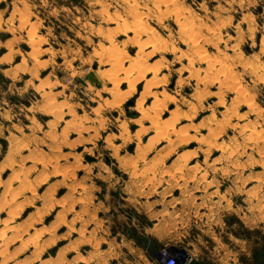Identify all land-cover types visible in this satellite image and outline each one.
Here are the masks:
<instances>
[{"label": "rangeland", "instance_id": "374dc122", "mask_svg": "<svg viewBox=\"0 0 264 264\" xmlns=\"http://www.w3.org/2000/svg\"><path fill=\"white\" fill-rule=\"evenodd\" d=\"M1 204L0 264H264V0H0Z\"/></svg>", "mask_w": 264, "mask_h": 264}, {"label": "bare ground", "instance_id": "6f19581e", "mask_svg": "<svg viewBox=\"0 0 264 264\" xmlns=\"http://www.w3.org/2000/svg\"><path fill=\"white\" fill-rule=\"evenodd\" d=\"M141 18H142V17H141ZM114 19H115V18H114ZM117 19H118V18H117ZM140 21H141V20H140ZM136 23H137V22H136ZM137 26H138V25H137ZM144 29H145V28H144ZM144 31H145V30H144ZM144 31H143V32H144ZM141 32H142V31H141ZM145 32H146V31H145ZM33 34H34V33H33ZM135 34H136V33H135ZM135 34H133V35H135ZM31 36H32V35H31ZM135 37H136V36H135ZM34 41H35V39H34ZM152 41H153V40H152ZM33 43H34V42H33ZM155 47H156V46H155ZM155 49H156V48H155ZM118 50H119V49H118ZM33 52H35V51H33ZM120 52H121V51H120ZM40 53H41V52H40ZM112 54H113V53H112ZM204 54H205V53H204ZM30 55H32L31 52H30ZM120 55H121V54H120ZM120 55H119V56H120ZM33 56H34V55H33ZM36 56H37V55H36ZM36 58H37V57H36ZM118 59H120V58H118ZM116 61H117V60H116ZM137 61H139V60H137ZM130 64H131V63H130ZM130 64H129V65H130ZM133 67H134V66H133ZM153 74H155V73H153ZM154 76H155V75H154ZM151 77H152V75H151ZM122 82H123V81H122ZM154 99H155V98H154ZM140 103H141V102H140ZM251 103H252V102H251ZM155 105H156V104L154 103V106H155ZM251 105H252V104H251ZM139 106H140V105H139ZM139 106H138V107H139ZM141 106H142V105H141ZM142 108H144V107L142 106ZM142 108H140V109H142ZM145 110H147V108H146ZM141 111H142V110H141ZM139 112H140V110H139ZM142 112H143V111H142ZM144 113H146V112H144ZM142 116H143V115H142ZM145 116H146V115H145ZM147 116H148V115H147ZM154 116H155V115H154ZM154 116H153V117H154ZM151 117H152V116H151ZM153 117H152L153 122H156V121L154 120L155 117H154V118H153ZM140 120H141V119H140ZM153 125H154V124H153ZM153 125H152V126H153ZM158 128H159V127H158ZM158 128L156 129V130H157V131H156L157 133H158ZM160 128H161V127H160ZM160 128H159V129H160ZM252 129H254V128H252ZM165 130H166V129H165ZM159 131H160V132H161V131L163 132V131H164V128H163V130H159ZM257 131H258V130H257ZM257 131H256V133H257ZM160 132H159V133H160ZM164 132H165V131H164ZM258 133H259V132H258ZM251 134H252V133H251ZM261 134H262V133H261ZM248 135H249V134H248ZM258 135H259V134H258ZM245 136H246V135H245ZM250 136L252 137V135H250ZM248 137H249V136H248ZM202 138H203V137H202ZM247 141H248V140H247ZM6 198H7V197H6ZM6 198H5V199H6ZM7 199H8V198H7ZM7 199H6V200H7ZM10 202H12V201H10ZM3 204H4V203H3ZM10 204H11V203H10ZM5 205H6V203H5ZM0 206H2V204H1ZM3 206H4V205H3ZM0 210H1V209H0ZM6 220H7V219H6ZM6 220H4V222H5ZM8 221H9V220H7V222H8ZM7 222H5V223L7 224ZM6 224H4V226H7L6 228H8V225H6ZM4 226H2V228H3ZM9 227H10V226H9ZM13 227H14V226H13ZM14 228H15V227H14ZM1 230H6V229H5V227H4V228L1 229ZM3 234H6V233H3ZM1 236H2V237H1ZM1 236H0L1 239L6 237L5 235H1ZM7 238H8V237H7ZM9 238H10V237H9ZM9 238H8V239H9ZM8 239H7V242H8ZM10 239H11V238H10ZM2 242H3V241H2ZM2 242H1V243H2ZM7 242L5 241L4 243L7 244ZM1 243H0V244H1ZM4 246H6V245H4ZM1 248H3V246H2ZM4 248H5V247H4ZM1 251L3 252V250H1ZM1 251H0V252H1Z\"/></svg>", "mask_w": 264, "mask_h": 264}, {"label": "built area", "instance_id": "2783aa9c", "mask_svg": "<svg viewBox=\"0 0 264 264\" xmlns=\"http://www.w3.org/2000/svg\"><path fill=\"white\" fill-rule=\"evenodd\" d=\"M168 250H164L162 255L164 256L163 262L164 264H179V258L177 254H173L167 252Z\"/></svg>", "mask_w": 264, "mask_h": 264}]
</instances>
